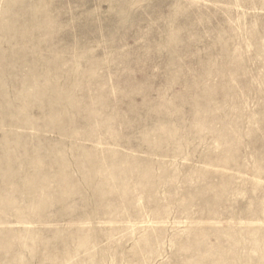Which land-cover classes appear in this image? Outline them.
<instances>
[{"label": "rangeland", "instance_id": "374dc122", "mask_svg": "<svg viewBox=\"0 0 264 264\" xmlns=\"http://www.w3.org/2000/svg\"><path fill=\"white\" fill-rule=\"evenodd\" d=\"M0 264H264V0H0Z\"/></svg>", "mask_w": 264, "mask_h": 264}]
</instances>
